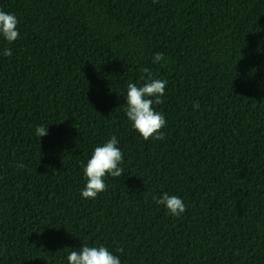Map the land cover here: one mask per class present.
Wrapping results in <instances>:
<instances>
[{"label":"trees","instance_id":"trees-1","mask_svg":"<svg viewBox=\"0 0 264 264\" xmlns=\"http://www.w3.org/2000/svg\"><path fill=\"white\" fill-rule=\"evenodd\" d=\"M0 10L20 33L0 36V264H68L84 245L121 264H264V0ZM145 68L167 81L153 104L163 140H144L125 113ZM112 136L123 175L85 199L83 168ZM165 192L184 201L181 216L155 202Z\"/></svg>","mask_w":264,"mask_h":264},{"label":"clouds","instance_id":"clouds-1","mask_svg":"<svg viewBox=\"0 0 264 264\" xmlns=\"http://www.w3.org/2000/svg\"><path fill=\"white\" fill-rule=\"evenodd\" d=\"M18 19L12 13L0 10V36L11 44L19 38ZM3 55L11 56V50L4 49ZM163 53L157 52L154 55L153 63L164 60ZM147 76L141 79L145 82L142 86L128 83L125 103V113L135 129L144 140L150 138L163 140L164 134L161 131L166 125V119L160 112L155 111L153 104L160 105L164 101L161 99L165 95L166 80L155 79L148 69L142 70ZM199 108V104H194L193 109ZM48 134V127L37 126L35 135L39 138ZM119 141L112 136L102 146H97L83 168L85 187L81 191V196L85 199H96L97 196L107 189L104 182L105 176L121 177L123 168L120 167L124 156L119 147ZM22 167V165H21ZM158 205H163L167 212L173 217H179L186 211L184 201L175 196L164 193L160 198H154ZM122 251V250H118ZM68 264H121L119 256L114 255L104 246L90 247L84 245L80 251H72L67 256Z\"/></svg>","mask_w":264,"mask_h":264}]
</instances>
